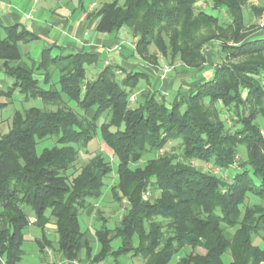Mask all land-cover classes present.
Returning a JSON list of instances; mask_svg holds the SVG:
<instances>
[{"label": "trees", "instance_id": "trees-1", "mask_svg": "<svg viewBox=\"0 0 264 264\" xmlns=\"http://www.w3.org/2000/svg\"><path fill=\"white\" fill-rule=\"evenodd\" d=\"M86 1L77 0L80 7ZM203 1L112 0L87 14L101 33L132 27L138 36L134 51L142 59L153 44L170 63L179 59L182 66L199 69L207 60L203 45L218 44L211 77L177 92L168 104L156 93L129 104L145 77L140 71L109 64L87 79L85 67L99 61L89 52L52 54L49 47L38 59L10 65L21 59L18 43L33 35L18 25L5 28L0 71L12 83L0 85V110L15 93L26 102L38 98L55 107L14 110L10 129L0 136V258L5 264L21 261L31 224L41 231L35 243L42 254L50 248L72 260L85 248L91 264L126 255L143 264H264V206L244 204L249 193L264 199V139L257 123L264 121V34L252 35L245 23L251 0H208L209 9L226 15L225 23L201 8ZM257 1L250 11L259 16L264 0ZM55 71L58 87L52 82ZM223 111L230 113V127ZM97 133L116 159L111 197L119 204L126 200L127 207L112 229L97 212L100 225L90 234L81 228L79 215L102 197L112 167L101 152L78 171L75 167L79 152H88ZM52 136L55 144L37 153V142ZM170 141L178 143L180 154L156 157ZM239 147L245 155L235 163ZM179 156L209 162L219 173L197 169ZM231 169L238 171L224 179L222 172ZM147 190L158 195L143 199ZM51 221L55 240L44 229ZM92 238L98 244L95 254Z\"/></svg>", "mask_w": 264, "mask_h": 264}, {"label": "crops", "instance_id": "crops-1", "mask_svg": "<svg viewBox=\"0 0 264 264\" xmlns=\"http://www.w3.org/2000/svg\"><path fill=\"white\" fill-rule=\"evenodd\" d=\"M101 1L87 0L83 7H80L77 0H40L36 4H33L32 0H0V38L6 36V27L13 25H18L33 35L32 39L18 43L21 59L11 62L10 65H17L23 61L28 62L30 59H38L41 51L49 47H53L52 51L56 52L60 51L59 49L89 52L97 55L102 61L109 59L113 65L145 74V77L138 81L134 91L137 93L135 103L141 101L148 93L160 94L163 90L166 92L165 98L171 95L172 99L177 92L184 93L194 83L211 77L216 60L211 57L212 53L210 52H208L210 56L199 69L178 66L173 71V67H170L168 72L162 74L158 66L152 67L154 68L152 70L148 68L149 64L143 65L145 61L135 54L134 42L127 39L122 28L111 33H101L95 30L96 21L87 17L86 13ZM244 16L246 21L251 20V18L247 19L245 14ZM263 34L264 29L255 30L252 33V35ZM115 46L117 49H114ZM102 67L103 63L101 67H97V73ZM1 81L7 85L12 83V80L7 78L2 71H0ZM91 216L92 210L91 207H88L82 214L84 222L86 223L87 218H91ZM44 229L49 239L52 235L56 239L55 225L52 221L46 224ZM86 229L89 230L90 234H93L90 229L87 227ZM36 239L34 236V240ZM89 243L92 254H95L98 250L96 240L94 238L89 239ZM85 254L86 250L83 248L79 253V258L85 259ZM58 257V259L53 258L55 261L62 260L59 255ZM46 259L48 264H52L47 257ZM100 263L104 264V261Z\"/></svg>", "mask_w": 264, "mask_h": 264}, {"label": "rangeland", "instance_id": "rangeland-1", "mask_svg": "<svg viewBox=\"0 0 264 264\" xmlns=\"http://www.w3.org/2000/svg\"><path fill=\"white\" fill-rule=\"evenodd\" d=\"M109 1H112V0H102L97 5L91 7V11L94 8L98 7L100 4H102L103 2H109ZM118 1L120 4H122L124 2V0H118ZM203 2L205 3L204 7H205V9L207 8L206 11L208 13H211L214 15H219L221 22H223V23H225L227 21L226 15L223 12L219 13L217 10L209 9L211 4L208 0L203 1ZM250 5L257 6L258 1L257 0H251L249 2V6L245 7L244 14L247 16V19L251 18V20H248V21L245 20V23L247 26H249V29H252V31H255V30L261 31L263 29L260 27V25H261V22L264 20V12L262 14H260L259 16L253 15L250 11ZM200 7L203 8V5H200ZM91 11L87 12L86 14L91 13ZM253 17H254V19H253ZM122 30L125 33V36L127 37V39H131L135 45L137 40H138V36L136 34H134L132 27L124 25L122 27ZM217 46H218V44L216 42H212L210 44H204L203 48H204V51L208 54V52L215 53L217 50ZM206 49H209V50L206 51ZM69 51L70 50H65V51H62V53L65 54V53H68ZM147 51H148V53L145 54L146 58H143V60L145 61V63L143 65L149 64V67H148L149 69L153 70L154 68H152V67L158 66L161 69V73L163 74L164 73V67L166 65L169 67H173V69H172L173 71L176 70L178 68V66H182L179 59H176L174 62L170 63V59L168 60V59L163 58L162 55L158 52L157 48L153 44H150L147 46ZM59 52L60 51H58V52L52 51V54H56ZM210 53L207 55V59H208V56H210ZM102 63H103V65H109L108 63L111 64V61L109 59L104 60V61L99 59V61H97L95 64H91V65L86 66L85 67L86 78L87 79H94L96 77V74H97V70H98L97 67H101ZM0 65H1V62H0ZM115 72L117 75H122V72L119 69H116ZM57 81H58V71H55L53 73V76H52V82L56 87H58ZM0 85L6 86L7 83L1 81ZM133 93L136 94V98H137V93L136 92H133ZM159 95L165 96L166 92L163 90ZM12 98H13L12 102L7 104V106H5L3 109L0 110V136L2 134L6 133L10 129L11 124H12V114H13L14 110H22L24 108H28L31 106H35V107H39V108L45 107L47 109H54L55 108L52 105L44 104L38 98L37 99H30L29 101L26 102L23 100V97L19 93H15ZM170 100H171V95H168V97H166V104H168L169 103L168 101H170ZM67 104L73 110L80 112L77 104L74 101H67ZM132 104L134 105L135 102L131 103L130 105H132ZM91 113H92V111L89 110L88 115H91ZM221 117L224 120V122L226 123V126L230 127V124H231L230 113H228L227 111H223ZM257 123L260 126H262V128L259 130V132L264 139V121L262 119H257ZM55 142H56V137H54V136L39 140L37 142V145H36L37 153H40L44 148L52 147L55 144ZM87 149H88V152H86V153L79 152L78 161L76 163L75 171H78V169L81 166H83L88 161V159L91 158V156L93 154H95L96 152H101L103 154V156L107 160H109V163L112 167V172H111L109 178H107L105 180L106 185L104 187L102 197L98 201H93L91 203V205L89 206V207H91V210H92L91 218H87L86 223H85L83 220V217H82L84 210L80 213L79 221L81 224V228L84 230L87 227L88 229L91 230V232H93L95 228L99 227L100 221L97 219V212H99V213H101V216L104 219V222L107 225V227L112 229L115 225H117V223H119V220L122 217V215L125 213V208L127 207V201L126 200H124L122 204L116 203L112 199L111 194H110V187L116 181V159L112 155L111 151L106 147V145L104 144V142L102 141V139L100 138L98 133L92 139V141L88 144ZM166 154H177V155H179L180 154V148H179L178 143L170 141L164 148H161L156 152V157L164 156ZM244 155H245V149L243 147H239L238 156L235 157V163L238 162V160L242 159L244 157ZM150 156L151 155L145 156L137 165L143 166L146 159H148ZM178 159H180L181 161H184L187 164H189V165H191L197 169H200L202 171H207L210 173H217L219 170L215 166H213L211 163L206 162V161L188 160V159L183 160L181 158V156H179ZM237 171L238 170L231 169L230 171L228 170V171L222 172L223 173L222 177L226 180H230V177L233 174H235ZM149 192H150V196L148 198H150V199L155 198L158 195L157 191L153 192V191L149 190ZM143 193H142V198L147 199V198L143 197ZM244 204L245 205L260 204V205L264 206V199L259 198L255 195L249 193L247 195V198H246ZM30 223H32V222H30ZM28 232H30V233H28ZM40 235H41V231L35 225H30L29 228L26 230V232L24 234V242L22 245V249L24 251V254H23L22 259L19 262V264H48V261L46 259V257L49 259L48 255H47V250H50V253H51L50 255H52L54 258H56V259L59 258L57 253H55L50 248L45 249V253H43V254H41L39 252L38 246L36 245L35 240H34V236H35V238H39ZM50 238L55 239V237L53 235ZM255 242L258 243L259 245L262 244L258 240H255ZM118 244H119L118 240H114L111 243V246L115 249ZM96 245L97 244L95 243V246ZM197 251L201 252V249H197ZM174 258H173V260H174ZM137 259H140V258H137ZM137 259L130 257L129 255H126V256H119L115 260L112 256H109L105 259L104 264H141V263L143 264L142 260H137ZM223 259L225 261H228L230 259V257L228 254H225V255H223ZM84 260H86V259H84ZM136 262H138V263H136ZM171 263H172V261H171Z\"/></svg>", "mask_w": 264, "mask_h": 264}, {"label": "built area", "instance_id": "built-area-1", "mask_svg": "<svg viewBox=\"0 0 264 264\" xmlns=\"http://www.w3.org/2000/svg\"><path fill=\"white\" fill-rule=\"evenodd\" d=\"M38 1H40V0H32V2L35 4V3H37ZM201 5H203V7L205 6V3L204 2H202L201 3ZM260 27L262 28V29H264V20L261 22V25H260ZM117 49V46H115L114 47V49ZM111 50V49H110ZM107 64V63H106ZM108 64H110V63H108ZM170 70V67L169 66H165L164 67V73H166V72H168ZM135 100H136V94H131L130 96H129V103L131 104V103H133V102H135ZM262 132V131H261ZM150 196V192H149V190H147V191H145L144 193H143V197L144 198H148ZM34 221V218H30V222H33ZM51 253H50V251L49 250H47V255H48V257H49V261L52 263V264H91V263H89L88 261H86V260H82L81 258H76V259H72V260H68V259H60V260H58V261H55L54 260V258H53V256L52 255H50ZM0 264H5L4 263V261L0 258ZM95 264H101V263H95Z\"/></svg>", "mask_w": 264, "mask_h": 264}]
</instances>
